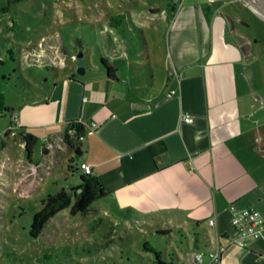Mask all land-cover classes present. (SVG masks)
I'll return each mask as SVG.
<instances>
[{
  "label": "crops",
  "instance_id": "obj_1",
  "mask_svg": "<svg viewBox=\"0 0 264 264\" xmlns=\"http://www.w3.org/2000/svg\"><path fill=\"white\" fill-rule=\"evenodd\" d=\"M191 1L207 8L185 12L183 19L196 18L197 25H179L175 34L189 29L196 42L172 56L163 81L153 88L121 87L119 82L130 78L118 66L117 78L101 63L90 62L79 73L65 62L67 55L73 60L79 55L66 48L60 62H38L54 67L53 82L43 89L44 97L33 91L31 102L14 115L17 126L39 138L40 147L34 161L27 152L20 158L6 153L1 165L4 170L16 168L14 189L29 198L40 183L38 174L45 179L54 171L57 161L52 163L51 157L61 161L74 153L80 163L92 166L108 191L93 212L111 216L114 226H123L130 235L170 229L172 238L174 232L187 236L195 231L197 250L189 245L183 258L175 249L162 261L199 264L196 255L201 253L208 262L209 252L223 245L221 264H264V239L250 238L243 247L232 223L233 206L264 211V91L253 57L259 39L241 29L245 14L228 7L237 0ZM150 15L129 12V19L143 31ZM138 16L147 17L143 25L135 21ZM105 22L112 27L110 19ZM100 28L102 34L107 32L103 23ZM101 56L113 63L106 51ZM175 69L178 76L171 73ZM184 114L192 121H185ZM37 115L49 118L43 124L47 131L33 122ZM73 119L86 126L80 154L64 139L67 122ZM76 169L79 186L84 171L81 164Z\"/></svg>",
  "mask_w": 264,
  "mask_h": 264
},
{
  "label": "rangeland",
  "instance_id": "obj_2",
  "mask_svg": "<svg viewBox=\"0 0 264 264\" xmlns=\"http://www.w3.org/2000/svg\"><path fill=\"white\" fill-rule=\"evenodd\" d=\"M228 7L245 14L243 24L239 22L241 29L259 39L254 42L253 57L257 58L256 77H260L264 91V19L244 0ZM206 8V3L191 0H0V94L13 108L0 116V264H160L154 249L160 250L164 259L173 256L175 249L183 258L190 247L198 249L195 231L187 236L174 232L173 238L153 233L130 235L123 226H114L111 216L96 212L73 215L71 204L49 223L44 234L34 237L31 229L44 199L62 188L78 185L79 155L69 154L61 161L57 156L51 157L52 163L57 161L54 171L45 179L38 174L40 183L29 198L14 189L16 168L4 170L1 157L6 153L17 158L27 156L20 127L12 126V122L18 121L14 112L31 102L33 91L44 97L43 89L52 84L56 75L51 67H42L38 62H46L45 59L60 62L66 48L71 54H84L78 60L66 56L69 68L72 65L78 71L90 62L100 65L101 51H106L114 60L127 62L120 71L130 82L121 80V87L138 85L147 90L154 83L161 84L172 56L178 57V51L196 42L188 34L189 29L179 36L175 34L179 25L188 28L197 25L196 18L184 20V13ZM129 12L151 14L148 19L136 17L139 25L147 19L143 31L133 27ZM119 14L125 17L119 30L106 24L112 15ZM99 22L106 33L100 32ZM58 66L63 70L62 64ZM248 72L251 73L249 68ZM47 120L45 115H37L33 122L47 131L49 128L43 125ZM9 129L10 136L6 137ZM18 169L20 173L21 168ZM14 180L22 185L17 177ZM198 234L203 249V231Z\"/></svg>",
  "mask_w": 264,
  "mask_h": 264
},
{
  "label": "trees",
  "instance_id": "obj_3",
  "mask_svg": "<svg viewBox=\"0 0 264 264\" xmlns=\"http://www.w3.org/2000/svg\"><path fill=\"white\" fill-rule=\"evenodd\" d=\"M19 1V0H15ZM125 17L122 14L113 15L110 18V24L112 27L120 29L125 23ZM134 28L140 29L133 25ZM77 42L83 44L82 40L78 38ZM67 52L69 50L67 49ZM42 63V62H41ZM44 63V62H43ZM45 65L47 63H44ZM101 64L107 70L108 75L111 78H117L116 71L117 65L111 63L105 56H101ZM54 70V67H51ZM13 108L5 103L4 96L0 94V116L7 114ZM17 126L16 122H12V126ZM24 127H20V134L25 144V150L28 158L34 161V155L39 144V138L32 132L25 131ZM86 133V126L80 120L73 119L67 122L65 129L64 139L68 145L77 153L80 154L83 148L82 135ZM10 136V129L6 133V137ZM5 143V142H4ZM1 148V145H0ZM82 183L76 187L62 188L55 194L48 195L43 203L41 210L38 212L37 217L34 220V224L31 229V234L34 237H39L46 232V229L51 221L61 212L65 211L71 204V213L73 215L81 214L88 215L93 212V205L96 201L106 197L108 191L103 185L102 181L95 174L82 173ZM99 220H102L100 217ZM170 229H160L153 234L159 236H170ZM157 261L162 264L163 253L160 250L154 249Z\"/></svg>",
  "mask_w": 264,
  "mask_h": 264
},
{
  "label": "built area",
  "instance_id": "obj_4",
  "mask_svg": "<svg viewBox=\"0 0 264 264\" xmlns=\"http://www.w3.org/2000/svg\"><path fill=\"white\" fill-rule=\"evenodd\" d=\"M77 58V56H73ZM171 73L178 76L177 70H172ZM176 90H172L175 93ZM184 120L187 122L192 121L190 114H184ZM84 140L85 135L81 136ZM81 168L85 173L93 174V168L90 164L83 162L81 163ZM232 223L238 232V243L239 245L245 247L248 244L250 238L253 239H264V211L256 207H243L239 208L233 206L232 208ZM211 224H215V219L211 220ZM226 247L219 245L215 249L209 252L210 260L206 262L201 253L196 255V259L199 264H221V259L223 252Z\"/></svg>",
  "mask_w": 264,
  "mask_h": 264
},
{
  "label": "water",
  "instance_id": "obj_5",
  "mask_svg": "<svg viewBox=\"0 0 264 264\" xmlns=\"http://www.w3.org/2000/svg\"><path fill=\"white\" fill-rule=\"evenodd\" d=\"M247 1H248V3H249L250 5L253 6V8L255 9V11H256L260 16H262V17L264 18V0H259V1L261 2V4H257V3L254 2L253 0H247ZM83 55H84V54L81 53V54H79V57H81V56H83ZM113 63H114L115 65H117L118 67H121V66H123V65L125 64V61H124V60L115 59V60H113ZM85 71H86V69H85V68H82V67L78 70L79 73H84ZM162 264H175V262H173V261H168V260H164V261L162 262Z\"/></svg>",
  "mask_w": 264,
  "mask_h": 264
},
{
  "label": "flooded vegetation",
  "instance_id": "obj_6",
  "mask_svg": "<svg viewBox=\"0 0 264 264\" xmlns=\"http://www.w3.org/2000/svg\"><path fill=\"white\" fill-rule=\"evenodd\" d=\"M246 2V4H249L247 0H244ZM254 2H256L257 4H261V2L259 0H253ZM250 5V4H249ZM250 7L255 11V9L253 8L252 5H250ZM256 12V11H255Z\"/></svg>",
  "mask_w": 264,
  "mask_h": 264
}]
</instances>
